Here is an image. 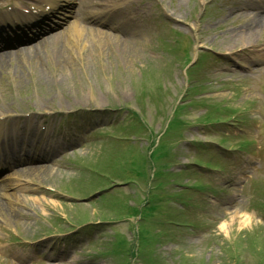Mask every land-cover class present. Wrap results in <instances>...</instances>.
<instances>
[{
    "label": "rangeland",
    "instance_id": "obj_1",
    "mask_svg": "<svg viewBox=\"0 0 264 264\" xmlns=\"http://www.w3.org/2000/svg\"><path fill=\"white\" fill-rule=\"evenodd\" d=\"M20 1L0 0V6L13 2L21 3ZM114 1L122 4L121 16L127 21L126 24L122 25L125 41L128 43L126 47L121 45L122 40L120 45L115 43L108 47L105 46V48H99L94 45L93 41H90L92 47L89 49L92 50L91 52L87 48L88 45L84 44H81V47L70 45V50L66 52L61 48L43 47L44 44L51 43V40L54 39L46 38L33 44L30 48L3 53L5 63L0 64V118H12L17 114L25 116L18 136L26 137V145L20 147L11 144L13 150L21 152L22 148L29 147V151L33 154L34 149L32 147L36 142H40L41 146L45 148H48L47 144L50 142L53 145L50 150L58 149L63 135L57 133L54 138L52 137L53 140H51V135L54 127L57 128L59 123L75 124V122L83 121L82 128L88 130H85L83 135L86 140L78 144L81 149L91 142L92 139L88 138L93 131V135L97 131L103 132V135L111 132L110 134L112 137L114 136V139H124L129 141L128 143L131 142V149H134V154L128 155L125 150L123 152L124 159L118 160L109 169L111 172L105 174V178L120 177L133 182V184H135L133 180H137L139 189L137 190L136 186L129 194L123 195L124 193L121 192H126L129 185L120 188L116 186L114 188L119 189L120 192L114 194L116 196L112 201L98 203V205L114 206L116 208L114 215L118 220L132 216L131 213L124 212L128 206H137L139 222L135 226L137 231L135 244L137 246L136 258L139 261L148 259L156 261V264H163L164 260L168 264L171 261L175 263L178 261V264H259L260 261L264 263V260H260L258 255L251 256L254 249L259 251L264 247V241L261 239L264 232H260L264 230V216L250 210L252 208L251 203L261 191L260 185H264V171L257 166L256 162L254 166L257 168L248 172L244 182H238L241 176L239 169L245 164H242L244 163L243 153L240 154L238 152L240 149L236 146V142L240 139H233V136L223 135L226 147L238 156V160L232 164L236 168L238 167L237 173L232 176L229 174V178L222 179L216 184L225 187L224 191L232 192L235 197H225L221 201L216 199L211 203L214 209L212 218L215 216L219 228L215 227L214 234L202 235V238H193V234L190 233L189 238L185 239L184 232L187 229V220L193 218L190 213H186L179 216L180 218L178 217L180 224L170 226L171 232L180 240L171 243L169 231H167V226L172 223L173 217L166 215V213H175L170 208L173 206L178 209L177 206H180V203L173 201L171 204L168 202L171 198L169 191L166 190L168 188V176H164V179L160 181L159 162L161 159L168 162V150L180 152L176 156L178 165L175 170L185 169L184 160V164L189 161L186 152L189 145L185 146V143L187 141L202 143L204 138L212 141L217 140L216 134L222 135L221 132L230 131L225 124L227 119L224 120L221 117L222 119L217 122V124L224 123V128L219 126L216 131L207 132L203 126L205 124L202 118L204 114L202 105H195L197 113L191 112V120L185 114V112H190V107H178L170 112L162 108L155 110L154 115L148 116L146 114L145 135L136 136L128 133L129 130L122 128V126L128 128L131 123H134L132 117L128 116L122 126L117 124V132H112L115 128L116 117L110 115L121 112L119 117H123L127 113L136 111L134 99L137 91L141 89L143 80L141 78H143L142 74L144 73H153L154 75V77L146 79L148 90L151 93L156 91L158 95H161L162 90L156 88L154 83L167 81L170 72L169 85L162 83L166 89L172 91L169 103H174L180 98V88H183L185 69L181 63L176 61L178 58L175 59V53L169 47L172 45L168 42L176 41V37L171 34L172 31L178 33L191 32L192 34H190L197 45L204 49H210L217 53L237 52L231 57L247 65L249 62L245 61H247L249 50L260 49L263 52L256 55H263L264 25L261 24L255 29L251 34L252 36L244 35L242 28L251 22L256 14L264 15V0H110L111 3ZM207 3L210 5H206ZM206 10L207 12H205ZM132 15L137 16V18L128 20L127 17ZM110 25L112 27L117 26L115 21ZM117 28L121 29L120 26ZM240 50L243 53H239ZM163 59L170 63V68L165 66L163 72L160 73L159 68L165 65L161 62ZM174 62H177L176 66H174ZM262 64L264 69V63ZM212 66L214 63L208 61L205 67L197 73L199 79L205 78L203 92L207 96L194 94L196 99H208L206 101L209 103H227L229 109L238 114L235 119L240 125L237 126L238 128H242L246 134V125L247 129L249 128L247 133L250 134L253 124L259 123L261 134L264 135V81L261 84L248 81L238 82L244 88H233L229 86V83L235 77L234 74L230 73L223 65L219 66L218 69L222 67L221 72L225 73L219 74L213 71ZM257 66L251 64L249 68L255 71L257 69L254 68ZM232 68L242 73L240 71L242 69L236 66H232ZM243 74L246 73L243 72ZM258 85H261L259 90L256 89ZM140 99L146 101L148 97L143 98L141 95ZM86 109H93V112L101 114L91 116L93 119L96 117L101 122L95 125V123L87 120L88 115L78 113ZM147 109L152 110L153 105L149 104ZM253 110L255 111L253 112ZM29 115L31 116L29 117ZM68 115H72V117L66 118ZM141 118H143V114H141ZM195 118H197L199 127H196L193 122ZM31 125L33 126L32 129L30 128ZM43 126L44 129H42ZM99 126H102L103 129H99ZM160 127L162 130L159 136V144L150 149L151 156L148 157V145L155 138V133L159 132ZM235 133L238 132L235 131ZM79 134L80 132L76 131L73 137L78 138ZM69 135L72 134H66V136ZM179 136L180 140L177 146L172 148L170 141ZM113 142L111 141V144ZM166 142L169 149L164 144ZM177 148L179 150H176ZM248 150L250 149L244 148L243 152ZM94 151H96L97 158H100L105 149L98 147ZM6 154L11 155V149H8ZM199 159L207 160L205 157ZM209 161L213 165L220 164L219 160H216L215 154ZM12 163L13 161H8V164L12 165ZM62 163L60 158L58 171L48 181L40 179L41 172L45 168H40L38 174H32V168L29 166L19 170L21 172L15 175L11 181L19 189L18 192L13 190L16 193L17 201L9 206L0 207V243L9 253L18 252L34 258L37 255L45 254V259L49 256L55 258L47 264H86L80 262L79 258H81L80 255H83L82 252L73 254L70 251L73 246H69V250L65 248L63 255L69 261L63 262L60 257L62 250L58 247L61 241L48 243L41 240L36 247L32 246L33 249H29L14 244L15 240L11 235L15 233L18 239L30 238L37 241L41 236L47 235V231L49 233L56 232V228L59 226L54 227L53 222H36L34 218L35 214L39 212V215L44 214L42 218L46 220V215L56 210L59 211V205L53 197L40 187L54 188L57 184L60 185V182L63 183V180L71 181L79 177L73 174L74 171L68 163L63 165ZM149 167L152 178L147 180ZM209 174L216 177L213 172H209ZM143 183H146V188L141 189ZM186 183L189 182L186 181L184 184ZM75 189L78 196L87 194L86 189L82 186L76 185ZM8 192L11 193L12 191ZM185 204L187 205V201ZM64 207L70 209L71 206ZM78 209L80 212H85L88 218L96 212L97 207L83 203L79 205ZM197 211H200V208H197ZM69 214V217H76L77 213L75 211ZM241 214L245 215L246 218L247 216L250 217L252 220L249 223L242 222ZM100 217L109 220V222L108 225H103V230L97 229L99 238L103 237L104 231L109 229L107 226L112 227L116 224L111 214H103ZM156 222H160L158 229L155 228ZM50 226L52 229L49 228ZM41 229L44 233L38 235L36 232ZM256 230L259 233L255 235ZM249 232L251 233L245 240L249 241L250 239V242L242 241L241 235L246 233L244 235L246 236ZM107 233L109 234V232ZM129 234L130 231L127 230L125 234L119 235L116 240L111 239V242L105 243L99 250L105 253V256H108L110 260H113L112 254L118 257L119 264H130L132 258ZM55 237L59 238V236ZM205 237H210L211 242L216 239L215 241L219 246L210 247L208 245L204 248V242L207 240ZM96 240L97 238H94V241ZM47 244H49L48 249H46ZM229 246H231L232 251L235 249L239 253L236 263H234V256L230 253L231 248ZM85 248L83 251L86 250ZM161 250L165 254L164 259ZM81 259L87 261L85 258ZM95 261H90L88 264H94ZM107 262V260H99L96 264ZM0 264L4 263L0 262ZM25 264H31V262Z\"/></svg>",
    "mask_w": 264,
    "mask_h": 264
},
{
    "label": "bare ground",
    "instance_id": "obj_2",
    "mask_svg": "<svg viewBox=\"0 0 264 264\" xmlns=\"http://www.w3.org/2000/svg\"><path fill=\"white\" fill-rule=\"evenodd\" d=\"M86 24L87 23H85V25L83 24L82 27L74 24L72 26L71 31L69 32L70 34L68 33L69 36H66L63 39L61 38V41L59 42V44L57 42L59 39L58 40H55L54 43L57 45V47L64 48V50H65V48H68L69 47L66 50V52H68L70 50V45L65 46V43L66 42H72L73 44H76L75 45L76 47H81V44L88 45L87 48H88V50L90 52L92 51V50L89 49L90 47H92L90 45V41H93L94 42V45H96L99 48H105V46H106L107 43L106 42H102L104 40V38H103V35L104 34L102 32H99L96 29L87 27ZM71 36H72V41L70 39ZM113 38L115 40L118 39L117 37H113ZM1 62L2 61L0 60V63ZM0 203H1V201H0ZM222 228L224 229L223 226H222Z\"/></svg>",
    "mask_w": 264,
    "mask_h": 264
}]
</instances>
